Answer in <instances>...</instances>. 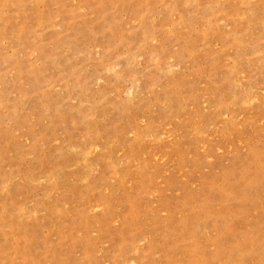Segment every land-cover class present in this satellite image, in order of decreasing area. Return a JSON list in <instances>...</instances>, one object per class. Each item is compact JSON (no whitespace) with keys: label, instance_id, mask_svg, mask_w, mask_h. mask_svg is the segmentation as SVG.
I'll return each instance as SVG.
<instances>
[{"label":"rangeland","instance_id":"1","mask_svg":"<svg viewBox=\"0 0 264 264\" xmlns=\"http://www.w3.org/2000/svg\"><path fill=\"white\" fill-rule=\"evenodd\" d=\"M0 264H264V0H0Z\"/></svg>","mask_w":264,"mask_h":264}]
</instances>
